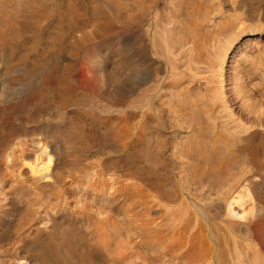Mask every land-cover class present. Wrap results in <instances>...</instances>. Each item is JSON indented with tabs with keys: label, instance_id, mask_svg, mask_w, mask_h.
Instances as JSON below:
<instances>
[{
	"label": "bare ground",
	"instance_id": "bare-ground-1",
	"mask_svg": "<svg viewBox=\"0 0 264 264\" xmlns=\"http://www.w3.org/2000/svg\"><path fill=\"white\" fill-rule=\"evenodd\" d=\"M0 264H264V0H0Z\"/></svg>",
	"mask_w": 264,
	"mask_h": 264
}]
</instances>
